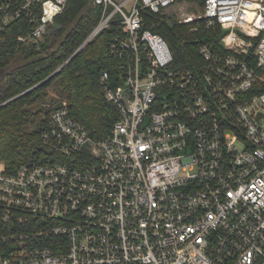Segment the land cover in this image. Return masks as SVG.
<instances>
[{
  "label": "built area",
  "instance_id": "1",
  "mask_svg": "<svg viewBox=\"0 0 264 264\" xmlns=\"http://www.w3.org/2000/svg\"><path fill=\"white\" fill-rule=\"evenodd\" d=\"M92 1L103 14L91 39L116 15L128 32L111 45L123 83L101 78L119 117L94 139L62 101L43 160L0 162V264H264V0H205L182 16L225 30L222 50L198 42L189 69L142 29L141 7L176 0ZM67 2L0 0V39L23 21L17 39L39 41Z\"/></svg>",
  "mask_w": 264,
  "mask_h": 264
},
{
  "label": "trees",
  "instance_id": "2",
  "mask_svg": "<svg viewBox=\"0 0 264 264\" xmlns=\"http://www.w3.org/2000/svg\"><path fill=\"white\" fill-rule=\"evenodd\" d=\"M204 3L205 0H176L173 6L191 5L192 13L182 15L140 9L142 29L156 32L167 41L174 69L195 68L202 62L200 41L222 50L225 30L219 24L208 27L204 18L179 21L188 14L201 15ZM102 14L103 5L92 0H68L52 28L39 41L17 39L32 27H23V21L13 23L4 32L0 39V162L9 172L22 164L39 162L50 153L41 134L52 108L62 101L66 100L70 114L87 127L94 139L110 133L119 112L106 98L101 78L108 73L115 85L124 81L125 73L120 69L124 59L111 52L114 42L128 37L121 16L116 15L108 27L69 60L97 27ZM51 89L59 93V99L49 97Z\"/></svg>",
  "mask_w": 264,
  "mask_h": 264
},
{
  "label": "rangeland",
  "instance_id": "3",
  "mask_svg": "<svg viewBox=\"0 0 264 264\" xmlns=\"http://www.w3.org/2000/svg\"><path fill=\"white\" fill-rule=\"evenodd\" d=\"M117 2H122V0H117ZM190 6L191 5H188V4H178V6H171L167 8V12L171 14H180V15L185 14V13H192L189 9ZM130 7H131V4H128L127 6H125V10L127 12H130ZM199 13L200 11L196 12V14H199ZM49 94H50L49 95L50 98L59 99L60 95L54 89H51Z\"/></svg>",
  "mask_w": 264,
  "mask_h": 264
},
{
  "label": "water",
  "instance_id": "4",
  "mask_svg": "<svg viewBox=\"0 0 264 264\" xmlns=\"http://www.w3.org/2000/svg\"><path fill=\"white\" fill-rule=\"evenodd\" d=\"M90 39H91V35H90L89 38L84 42V44L81 45L80 48H79V49H78V50H77V51H76V52H75V53L69 58V60L72 59V58H73V57H74V56H75V55H76V54H77V53H78V52H79V51H80V50H81V49H82V48H83V47H84L89 41H90ZM69 60H68V61H69ZM68 61H67V62H68ZM67 62H65V64H66ZM65 64H63V65L61 66V68H62ZM61 68H59V69H58L56 72H54L52 75H54L55 73H57ZM52 75H51V76H52ZM51 76H50V77H51ZM50 77H48V78H50ZM48 78H47V79H48Z\"/></svg>",
  "mask_w": 264,
  "mask_h": 264
}]
</instances>
